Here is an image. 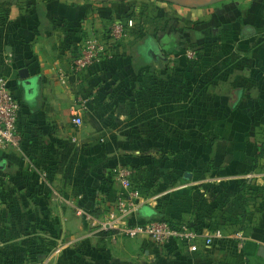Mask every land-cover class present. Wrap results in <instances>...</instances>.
Listing matches in <instances>:
<instances>
[{
	"label": "crops",
	"instance_id": "crops-1",
	"mask_svg": "<svg viewBox=\"0 0 264 264\" xmlns=\"http://www.w3.org/2000/svg\"><path fill=\"white\" fill-rule=\"evenodd\" d=\"M6 17L0 76L21 103L20 146L0 151V190L12 193L23 226L26 207L42 206L43 213L31 217L78 243L66 264H264V0L195 8L163 0H18ZM117 19L131 26L116 61L75 72L78 46L106 35ZM190 46L208 50V70L193 74L192 87H168L160 65ZM22 67L29 68L28 80L19 76ZM79 104L83 124L77 128L71 110ZM186 125L200 128L199 141L210 137L215 167L182 172L186 183L177 189L187 190L192 177L185 173H191L196 200L179 203L168 219L204 229L221 224L227 237L191 252L144 237L99 235L92 220L76 213L77 206L101 216L121 191L113 172L121 159L138 160L141 144H161L162 153L171 126ZM250 175L259 176L263 192L247 215L248 227L238 229L235 181ZM137 177L135 171L143 193ZM144 197L133 222L155 213L157 196ZM101 237L106 245H95Z\"/></svg>",
	"mask_w": 264,
	"mask_h": 264
},
{
	"label": "rangeland",
	"instance_id": "rangeland-1",
	"mask_svg": "<svg viewBox=\"0 0 264 264\" xmlns=\"http://www.w3.org/2000/svg\"><path fill=\"white\" fill-rule=\"evenodd\" d=\"M17 1L0 0V39L7 27V21L5 20H7L6 16L9 9ZM188 50L197 52L194 57H189L187 55ZM0 52L5 53L1 41ZM207 52L208 50L205 47H186L180 52L181 56L169 60L168 63L161 64L159 71L168 74L169 82L167 86L170 88L192 87L194 85L193 74L205 72L204 67L208 70V66L205 64V61H207L205 57L208 56ZM176 111L173 112L175 115L177 114ZM187 114L192 115L193 112L188 111ZM199 129L188 125L184 128L171 126L170 142L167 146L164 144L162 153L161 144H153L152 147L141 144L139 150L142 153L138 160L121 159L122 166H130L137 171L138 185L142 187L143 194L147 197L157 196L155 207L160 209L161 217L168 219L170 216L168 211L175 212V210H178L179 203L182 206V203L186 200H196L193 192L196 188L193 175L190 179L189 189L187 188V190H190L189 192L183 188L177 189L178 185L186 183V179L183 178V171L192 172L199 171L200 168L203 169L204 167H215L214 160L209 157V154L212 153L210 150L213 144L210 143V137L204 138L207 140L199 141L196 135ZM151 148L154 150H151ZM156 151L158 154H156ZM197 156L202 157V159L196 162ZM201 165L202 167H200ZM258 177L250 175L249 177H240L235 181L239 185L246 183L242 191L244 202L239 204L238 200L235 206L232 207L236 218L235 228L244 229L248 227L245 222L247 215L257 209V199L262 196L259 193L264 190H260L262 188L258 184ZM11 196L12 193L8 194L0 190V200L2 199L0 202V264H66L67 256L71 254L69 249H72L73 246L78 248V243H75L76 241L72 243L69 234H59L51 231L48 221L42 223L31 217L35 212L43 213L42 206L36 208L26 207L25 212L29 219L23 226L18 220V207L10 201ZM7 200L11 204L5 203L6 206H1ZM151 214L153 213L149 210L146 213L147 216ZM105 241L107 240L101 237L95 245L105 246Z\"/></svg>",
	"mask_w": 264,
	"mask_h": 264
},
{
	"label": "built area",
	"instance_id": "built-area-1",
	"mask_svg": "<svg viewBox=\"0 0 264 264\" xmlns=\"http://www.w3.org/2000/svg\"><path fill=\"white\" fill-rule=\"evenodd\" d=\"M131 23L125 19L114 20L109 32L104 36H92L78 46L72 58V68L81 72L90 67H101L105 61H113L118 55L119 46L128 37ZM196 52L188 50L187 55L194 57ZM79 101L83 103V99ZM75 127L83 124L80 104L71 110ZM21 117V103L15 95L9 79L0 76V151L20 146L18 124ZM114 176L121 191L115 202L101 216L95 217L76 206V213L92 220L95 232L109 231L113 236L120 235L131 239L144 237L159 246H182L191 252L210 247L216 241L227 237V231L219 224L213 229H204L190 222L171 223L168 220L131 221V216L139 205L146 201L142 191L134 184L135 171L130 166L114 169ZM244 239L243 232H237Z\"/></svg>",
	"mask_w": 264,
	"mask_h": 264
},
{
	"label": "water",
	"instance_id": "water-1",
	"mask_svg": "<svg viewBox=\"0 0 264 264\" xmlns=\"http://www.w3.org/2000/svg\"><path fill=\"white\" fill-rule=\"evenodd\" d=\"M163 1L176 4V5H180L183 7L195 8V7H200V6L213 5V4L222 2L224 0H163ZM18 73L22 80H28L30 77L29 68L27 67L20 68ZM185 177L190 179L192 177L191 173L186 172Z\"/></svg>",
	"mask_w": 264,
	"mask_h": 264
},
{
	"label": "trees",
	"instance_id": "trees-1",
	"mask_svg": "<svg viewBox=\"0 0 264 264\" xmlns=\"http://www.w3.org/2000/svg\"><path fill=\"white\" fill-rule=\"evenodd\" d=\"M195 52H197V51H195ZM115 61H116V58L113 61H105L102 66H106L108 64H113ZM262 155H263V151H261L258 154V157H261ZM258 157L255 159V163L256 164H257V161H258ZM112 174H113V172H112ZM245 186H246V183H242V184L239 185V189H238L239 204L244 202V198L242 197V191L245 188ZM151 220H168L171 223H174V224L177 223V221H174V220H171V219H167L165 217H161V211H160L159 208H155V213L151 216ZM98 233H99V235H102V236H104V235L109 236V234H111V232H109V231H101V232H98ZM169 246H171V245H169Z\"/></svg>",
	"mask_w": 264,
	"mask_h": 264
}]
</instances>
